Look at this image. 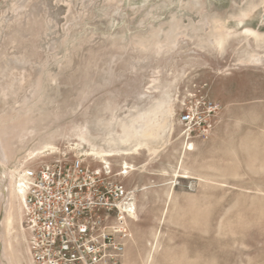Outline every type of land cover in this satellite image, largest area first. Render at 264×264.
<instances>
[{"label":"rangeland","instance_id":"374dc122","mask_svg":"<svg viewBox=\"0 0 264 264\" xmlns=\"http://www.w3.org/2000/svg\"><path fill=\"white\" fill-rule=\"evenodd\" d=\"M5 138L10 168L57 148L24 174L128 153L108 158L136 200L125 264H264V0H0ZM3 209L0 264H27Z\"/></svg>","mask_w":264,"mask_h":264},{"label":"built area","instance_id":"2783aa9c","mask_svg":"<svg viewBox=\"0 0 264 264\" xmlns=\"http://www.w3.org/2000/svg\"><path fill=\"white\" fill-rule=\"evenodd\" d=\"M196 111L181 122H194ZM25 226L35 264H125L129 230L122 207L134 192L112 171L82 159L29 165Z\"/></svg>","mask_w":264,"mask_h":264},{"label":"bare ground","instance_id":"6f19581e","mask_svg":"<svg viewBox=\"0 0 264 264\" xmlns=\"http://www.w3.org/2000/svg\"><path fill=\"white\" fill-rule=\"evenodd\" d=\"M157 106H160V105L158 104ZM163 110H164V108H163ZM158 117H159V115H158ZM152 123H155V122H152ZM178 123L180 126H184V123H182L180 119H178ZM150 128H151V126H150ZM134 130H135V128H134ZM183 132L187 138L191 139V134L189 131H186L185 129H183ZM123 135H125V134H123ZM126 135H127V137L124 140H125V142L128 143L129 142L128 140L130 139L129 133L126 132ZM134 136H136V135H134ZM9 145H10L9 141L6 140V138L3 141L0 140V214L2 212V205H4L3 219L1 221V227H2L3 235H4L3 246H4V248H9V249L14 251V250H16L14 247V244L19 243V242H23L24 245L26 246L25 252L28 255V259H29V263H27V264H35L33 259H32V255H31V250H30V245H29V237H28L29 235H27L28 231L26 230V228L24 226V222H25V218H26V214H27L26 205H27L28 182H27L26 178L24 177V171H23L22 166H24V164L26 163V161L28 159L42 155V153H44L45 151L52 152V154L56 153L57 148L52 144H47L45 147L39 149L37 152L34 151L31 154H28L25 157L26 160L20 161L18 166H13L10 168L9 158L11 155H13V148H11V146H9ZM144 145H145V143H142L141 141H137V143L135 144V147L133 149H134V151L137 152L139 150V148L144 147ZM188 146H190L189 150L194 149V144L188 143L187 147ZM118 150L120 151L119 148H118ZM120 155H122V156L128 155V153L125 152V153L121 154L117 150L116 151L113 150L112 153H106V152L102 151V152H92V153L88 154V156H93V157L96 156V158L99 159L100 163L107 166V169L105 168L104 170H110V161L108 159L109 157L120 156ZM19 166H21V167H19ZM124 166L125 167L123 170H126L125 174H127L128 173L127 170L130 168V166L126 162L124 163ZM135 202H136V200H135V194H134L133 207H131L130 209L128 207H122V211L127 212V215L125 214V217H127L128 219H132L136 215V203ZM14 253H15V251H14ZM17 254H16V256H14V264H24L22 259L20 258V255L18 256ZM7 255H8V253H7ZM8 256H10V255H8Z\"/></svg>","mask_w":264,"mask_h":264}]
</instances>
